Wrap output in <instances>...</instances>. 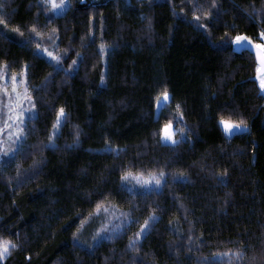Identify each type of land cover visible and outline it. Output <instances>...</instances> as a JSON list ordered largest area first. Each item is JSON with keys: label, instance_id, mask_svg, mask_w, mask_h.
<instances>
[{"label": "trees", "instance_id": "obj_1", "mask_svg": "<svg viewBox=\"0 0 264 264\" xmlns=\"http://www.w3.org/2000/svg\"><path fill=\"white\" fill-rule=\"evenodd\" d=\"M0 20V78L25 73L34 110L0 160V264H264V94L233 42L262 44L264 0H0Z\"/></svg>", "mask_w": 264, "mask_h": 264}, {"label": "rangeland", "instance_id": "obj_2", "mask_svg": "<svg viewBox=\"0 0 264 264\" xmlns=\"http://www.w3.org/2000/svg\"><path fill=\"white\" fill-rule=\"evenodd\" d=\"M68 7H69V0H66V7L53 9V10L55 14L60 15L63 14ZM14 76L16 77L15 83L13 82L12 79ZM14 76L11 77L3 76L0 78V129H3V131L0 132V147H2L3 149V151H0V160L10 157L14 152V148L16 147V145H18L21 142L23 137L22 135L21 139L17 140L15 135L9 136V131L15 133V129L17 127H23L24 120L27 117L33 115L34 113L31 100L24 99L25 96L28 97L25 73ZM261 76H264V74ZM258 83L260 86V79L258 80ZM14 88L15 91L13 90ZM17 92L19 93V96H17ZM261 92L264 94V90L261 89ZM166 102H161L159 104L157 103L156 105L157 114L159 113L161 107ZM17 117H19L20 120L23 121L22 124L19 123ZM9 124L11 125V128L8 127ZM221 126L223 128L222 124ZM76 129L78 131H81L82 129L81 124L76 123ZM246 129H247L246 127H241L231 132V134L227 132L226 133L228 135H233L235 133L243 132ZM164 141L171 143L170 141L167 140ZM8 149H12L13 151L9 155L5 156L4 152L7 151ZM175 213H177L176 210H169L164 214L173 215Z\"/></svg>", "mask_w": 264, "mask_h": 264}, {"label": "snow or ice", "instance_id": "obj_3", "mask_svg": "<svg viewBox=\"0 0 264 264\" xmlns=\"http://www.w3.org/2000/svg\"><path fill=\"white\" fill-rule=\"evenodd\" d=\"M45 4H49L51 6L52 9H58V8H63L66 7V0H44ZM0 23H3L2 20H0ZM19 29H17L18 31ZM38 35V33H37ZM262 36H264V32L261 33ZM249 37H247L246 35H236L234 37L233 42L236 44H241L245 41H248ZM39 47V46H37ZM103 47V46H102ZM256 48L258 50V57L260 59V62L262 65H264V44H256ZM45 52H47V55L49 57H52L57 63H59L61 57L60 56H55L53 54V52L48 51L47 49H44ZM73 63L75 64L76 62L73 61ZM258 71H264V68L262 69H258ZM13 82L15 83L16 81V77L14 76L13 78ZM260 88L262 90H264V76H261L260 78ZM15 91V88L13 89ZM17 96H19V93L17 92ZM24 99H30V97L25 96ZM169 99V94L167 91L162 93V98L161 97H157V102L158 104L161 102H166ZM177 108H179V105H177ZM65 110L63 107H61L58 110L57 113V124L60 123L62 117L64 116ZM17 120H19V123L22 124L23 121L20 120L19 117H17ZM220 123L223 125V128L225 130V132L231 134V132H233L236 129H239L241 127H246V124L244 123L243 120L236 122V121H231V120H226L221 118ZM9 128H11V125H8ZM3 129H0V132H2ZM175 129L172 127V122L169 121L167 124H165L163 126L162 129V139L163 140H167L170 141L172 144L177 143L178 141L174 138L175 136ZM24 133V129L23 127H17L15 129V133H13L12 131H9V136L15 135L17 140H20L22 137V134ZM51 139V138H50ZM0 151H3L2 147H0ZM13 150L12 149H8L7 151L4 152V155L7 156L9 155ZM164 176V173L161 171L158 175L155 173L150 174L148 177H144L142 174H133L131 172H125L121 179L122 180H129V178L135 179L136 182L138 184H142V185H149L151 183H155L156 185H160L161 184V177ZM99 205H97V209L99 210ZM148 224V221H145V224L141 226L142 229L146 230L145 225ZM100 234L98 233V236ZM140 233H137V237H139ZM130 246L131 247H135V240L130 241ZM11 247H15L14 244L11 243V241H6V240H0V258L6 256L9 254V250Z\"/></svg>", "mask_w": 264, "mask_h": 264}, {"label": "water", "instance_id": "obj_4", "mask_svg": "<svg viewBox=\"0 0 264 264\" xmlns=\"http://www.w3.org/2000/svg\"><path fill=\"white\" fill-rule=\"evenodd\" d=\"M235 48L237 51H248L251 54H253L255 56V60L259 66V69L264 68V65L261 64L260 59L258 57V50L256 48V43L249 38L248 41H245L241 44H236L235 43ZM264 74V71H257L256 75L254 76V79L259 80L260 76Z\"/></svg>", "mask_w": 264, "mask_h": 264}, {"label": "crops", "instance_id": "obj_5", "mask_svg": "<svg viewBox=\"0 0 264 264\" xmlns=\"http://www.w3.org/2000/svg\"><path fill=\"white\" fill-rule=\"evenodd\" d=\"M262 44H264V36L262 37Z\"/></svg>", "mask_w": 264, "mask_h": 264}, {"label": "bare ground", "instance_id": "obj_6", "mask_svg": "<svg viewBox=\"0 0 264 264\" xmlns=\"http://www.w3.org/2000/svg\"><path fill=\"white\" fill-rule=\"evenodd\" d=\"M42 50V49H41Z\"/></svg>", "mask_w": 264, "mask_h": 264}]
</instances>
